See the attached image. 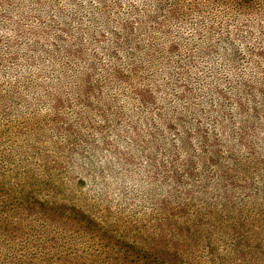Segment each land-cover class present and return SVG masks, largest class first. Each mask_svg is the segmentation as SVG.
<instances>
[{
  "label": "rangeland",
  "instance_id": "rangeland-1",
  "mask_svg": "<svg viewBox=\"0 0 264 264\" xmlns=\"http://www.w3.org/2000/svg\"><path fill=\"white\" fill-rule=\"evenodd\" d=\"M253 1L250 7L248 0H165L161 7L160 0H54L50 6L38 0H0V41L17 38L22 54L28 44L55 41L56 32L48 27L51 19H61L71 27L73 39L80 29L85 43L91 32L100 39L86 44L94 60H113L117 36L154 49L158 65L168 63L193 94L183 104L176 101L179 88L168 85L174 79L158 70L134 77L130 84L152 91L144 103L129 84L111 90L120 97L113 117L98 113L82 124L72 114L36 126L35 135L16 125L3 136L14 151L5 178L35 182L37 170L38 186L50 199L78 204L102 230L119 238L161 247L178 244L190 264H264V199L246 194L242 175L218 165L235 158L264 159V0ZM57 8L69 18L59 16ZM17 22L37 34L15 35ZM44 29L51 31L46 39L40 35ZM72 105L81 108L80 102ZM62 111L71 114L69 107ZM47 135L49 139L36 142ZM69 140L74 152L54 148L49 157L31 147L44 143L53 148ZM178 143L182 148L173 151ZM42 172L51 174V186ZM253 181L263 193L258 166ZM85 239L73 237L62 250L40 249L38 257L43 264H65L63 255L76 256L87 246Z\"/></svg>",
  "mask_w": 264,
  "mask_h": 264
},
{
  "label": "trees",
  "instance_id": "trees-1",
  "mask_svg": "<svg viewBox=\"0 0 264 264\" xmlns=\"http://www.w3.org/2000/svg\"><path fill=\"white\" fill-rule=\"evenodd\" d=\"M38 1L50 6L51 1L54 0ZM161 1L165 0H160L161 7H164ZM248 1L247 6L252 7L254 1ZM57 10L59 16L66 15L62 9L57 8ZM177 13L173 9L170 14L175 18ZM28 16V14L25 15V17ZM66 16L69 18V15ZM51 20L53 23L49 24L48 28L56 32L55 41L44 43L50 49L44 48L43 43L28 44L22 54L21 44H18L17 38L15 41H0V264H43L41 261L43 257L40 259L38 257L40 249L51 250L60 246L62 250L65 244H67L65 247H69V240L72 241L73 237L83 236H86L84 243L87 246L78 249L74 257L64 254L63 256L68 260L65 264H190L184 260L185 251L178 244L161 247L119 238L113 232L102 230L100 224L78 204L50 199L41 191L43 188L38 186L39 173L36 169L37 181L35 182L32 180L28 183L20 180L13 182L5 178L6 162L14 158V151L5 144L3 136L6 137L9 132H12L16 125L29 127V132L35 135L38 131L36 126L41 129L44 123L56 119L63 120L68 116L71 117L72 114L74 121L82 124L98 113L106 119L108 116L113 117L116 115L114 105L117 100L120 102V97H115L111 92L116 91V87H122L123 84H132L134 77L139 78L143 74H148L147 72L156 75L158 70L162 77L167 79L172 76L175 80L169 81L168 85L179 88L177 90L179 92L174 94L176 101L183 104L186 102L185 98L187 100L193 95L190 94L191 89L184 87L181 79L176 76L177 72L171 73L168 63L158 65L154 49L144 50L137 41L129 43L131 41L121 40L117 36L115 45L111 49L113 60L110 62L99 58L94 60V53H89L86 45L99 42L100 39L94 33H90V40L85 43L80 29L75 40L67 22L61 19ZM41 22L44 23L43 20ZM16 25L15 35H19L18 31L24 36L31 33L37 34L18 22ZM50 32V29H44L40 35L46 39ZM12 33L9 31L10 35ZM120 50L125 53H120ZM123 56L125 59L122 58ZM241 86L243 88L246 84ZM129 87L141 103H144L147 95L151 97L152 91L147 85L142 87L130 85ZM51 88L52 91H50ZM211 91L213 93V89ZM219 95L228 101L225 94L219 93ZM155 100L154 96L152 102ZM78 102L81 103L80 109L72 105L73 103L77 105ZM243 106L244 103L239 104V107ZM68 107L71 114L62 111L63 108ZM185 108H188L187 103ZM182 118L180 115L179 119ZM169 123L171 122L167 121V127H170ZM150 128L152 130L150 135L155 138L153 133L155 128L152 123ZM199 132L207 133L203 129ZM48 136L38 138L36 142H44L43 140L49 139ZM188 136L187 133V139ZM187 145H189L188 141L184 143V147ZM239 145L244 144L240 142ZM31 147L34 150L39 148L49 157V152L54 148L57 152L60 150L74 152L75 144L73 140H69L61 145L55 144L53 148L44 143L41 146L32 144ZM177 148H182V144H174L172 150L175 151ZM206 150L207 148L203 147V153ZM222 163L224 167L232 170L229 171L230 173L242 175L241 186L247 189L246 194L264 199V187L262 186L263 193H258L257 189L260 187H256L253 183L257 166L264 180V173H262L264 159L255 157L242 161L235 158L234 161L223 160L218 165L221 166ZM245 173L248 175L243 176ZM42 174L46 177L43 179L46 186H51V174L45 172ZM232 178L236 180L234 176ZM15 217L14 223L12 220ZM24 239H27L29 243H26ZM88 246H92L94 250H88ZM47 258H51V255H47Z\"/></svg>",
  "mask_w": 264,
  "mask_h": 264
}]
</instances>
